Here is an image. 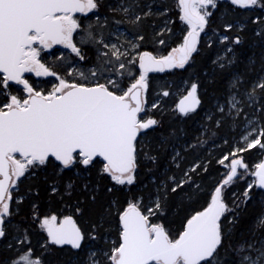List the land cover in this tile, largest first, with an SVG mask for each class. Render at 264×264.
Masks as SVG:
<instances>
[{"label":"snow or ice","instance_id":"snow-or-ice-1","mask_svg":"<svg viewBox=\"0 0 264 264\" xmlns=\"http://www.w3.org/2000/svg\"><path fill=\"white\" fill-rule=\"evenodd\" d=\"M177 2L179 19L188 26V31L177 47L167 55L158 56L151 51H141L143 35L137 34L133 40H127L124 50H121L124 45L106 42V35L99 31L108 24V17L102 18L99 13L104 0H0V241L8 236L6 229L11 217L19 213V205L25 200L24 195H19L18 181L32 178L37 171L49 166L58 175L76 170L81 180L79 190L87 193L84 199L93 204L101 188L99 183L93 185L88 177L98 163L102 165L98 175L111 181L112 186L104 189L109 194L116 186L136 184L142 164L152 165L147 172L152 173L150 179L155 186L147 203L141 195L127 199L124 205L115 199L107 205L102 204L89 231L81 229L74 215L41 217L37 205L33 204L31 218L46 233V239L40 244L43 252L36 254L27 228H17L19 234L7 244L14 252L8 264H46L44 256L50 254L51 246L70 245L79 250L87 241L100 240L101 230L113 219H116L117 240L107 251H90L88 264H102L101 256L107 264H264V214L254 222L250 240L233 244L238 215L235 206L230 207L223 197L225 187L234 179L242 178L238 177V168L248 172V166L236 158L238 154L257 146L264 149L261 141L264 126L257 127L259 121L247 119L244 108L240 107L242 103L253 107L259 102L261 107L257 111H264V75L251 84L250 90L244 91L243 100L238 98L243 75H233L224 103L216 105L222 115H244L247 125L252 127L241 138L246 147L237 148L231 154L230 164L225 165L228 155L219 161L229 170L210 194L206 206L187 216L182 230L175 234L163 223L151 220L157 214H165L169 193L176 194L186 185H195L190 172L201 166L185 171L179 180L175 175L159 179L154 174L160 167L159 156L153 154L149 134L156 132L162 121L144 118L146 108L142 93L149 87V73L185 69L193 54L199 51L202 33L208 37L209 48L213 45L212 37L221 46L213 64L221 70H230L237 62L235 47L244 43L241 35L230 33L234 29L243 32L247 26V21L225 22L222 31L213 29L209 37L206 28L213 15L209 8L217 9L220 0ZM224 2L241 10L264 11V0ZM153 8V3H141V0H115L108 5L109 13L130 17L128 23L136 27L146 18L165 16L168 12L167 8L162 11H153ZM82 18L90 22L84 24ZM249 19L256 26L255 35L264 39V16ZM112 23L120 31L119 26L124 21L113 20ZM167 23L170 21H165ZM164 31L171 32V29L166 27L157 35ZM74 34L79 37L77 41H74ZM159 44H165L164 39H160ZM55 46H63L74 57L59 49L50 51ZM86 47L94 48L95 59L90 67L81 68L77 65L90 59L83 51ZM48 55L67 65L65 75L52 70L46 61ZM252 64L254 61H250L249 71H252ZM134 69L138 76L133 74ZM125 77L134 80L126 89L122 87ZM36 78H54L56 82L45 88ZM198 87L197 83H192L180 99L175 109L179 114L188 116L196 112L201 104ZM161 95L167 97L170 92L163 90ZM151 107L158 108L159 102ZM207 119L212 120L213 116ZM215 124L219 127L221 121L215 120ZM254 134L255 138L250 139ZM173 135L169 133V137ZM166 142L161 137L156 151ZM179 158L180 152L176 151L172 161L177 168L180 167ZM255 169L251 175L256 179L243 193L245 203L254 186L264 189V162L256 164ZM49 187L52 194L70 199L77 191V181L64 182L63 193L56 182ZM195 187L199 190V185ZM13 192H17L15 198ZM82 203L84 200H78L73 206L77 216L83 214Z\"/></svg>","mask_w":264,"mask_h":264},{"label":"trees","instance_id":"trees-1","mask_svg":"<svg viewBox=\"0 0 264 264\" xmlns=\"http://www.w3.org/2000/svg\"><path fill=\"white\" fill-rule=\"evenodd\" d=\"M145 2L154 4L153 11H162L163 8H167L168 12L165 16L154 15L146 18L140 27H136L128 23L130 17L123 14L113 15L109 13L108 5L114 4L115 0H104V6L99 9V13L102 18L104 16L108 17V24L99 31L106 35V42L116 43L118 46L124 45L121 50L127 47L125 43L127 40H133L137 34L143 35L145 40L141 51H151L158 56L167 55L172 48L177 47L182 42L187 32V25L179 19L178 2L177 0H141V3ZM161 5L163 7H157ZM143 10L146 11L147 9L144 8ZM209 10L213 12L206 28L209 37L212 36L213 29L222 31V25L225 22L247 21V26L243 32L234 29L230 33L233 36L241 35L244 40L243 44L235 47L236 64L230 70H221L213 64L212 61L216 58L217 53L221 51V46L215 42V37H212L213 45L209 48L207 45L208 37L202 34L198 45L199 51L193 54L189 65H186L183 70L176 69L164 73H149V87L145 92L146 114H144V118L153 117L162 121V126L158 127L156 132L149 134L153 144V154L159 156L160 167L154 174L159 179H166L167 176L175 175L179 180L183 178L185 171L196 165L201 166L195 172H190L195 185H199V190L196 189L195 185H186L183 190L178 191L176 194L169 193L168 204L164 209L165 214H157L154 218H151L153 223H163L171 234L182 230V224L187 216L206 206L210 194L225 178L229 170L225 165L230 164L233 158L231 154L237 148L246 147L241 141L247 124L245 116L236 117L235 113L232 116L222 115L216 108L218 103H224L225 97L228 95L227 89L230 79L236 74L243 75L244 83L238 90V98L243 100L244 91L250 90L251 84L259 76L264 75V71H261L264 67V39L255 35L254 29L256 26L249 19V17L257 15L264 16V11L259 9L247 11L233 8L224 0H220L217 9ZM92 19L94 20V17ZM113 20L124 21L119 26L120 31L116 30L117 26L112 23ZM165 21H170V23L166 25ZM82 22L87 24L90 20L82 18ZM166 27L170 28L171 32L164 31L158 36L157 33H161V30ZM78 39L79 37L74 34V41ZM160 39H164L165 44H159ZM56 49L74 57V54H70L63 47H55L50 51ZM83 51L90 59L86 62H80L77 66L87 68L91 66L95 59V50L92 47H86ZM59 54L60 52L57 51L56 55ZM46 61L52 67V70L61 76L65 75L64 68L67 65L63 61H57L53 55H48ZM250 61H254V64L251 65L252 71L248 70ZM133 74L138 76L139 73L134 69ZM36 79H39L41 86L45 88H50L51 84L56 82L54 78ZM132 82L134 80L125 77L122 81V87L126 89ZM192 83L199 85L198 96L201 104L196 112L183 116L175 110L176 105L178 100L190 89ZM163 90H168L170 95L163 97L161 95ZM157 102H159V107L153 109L151 106ZM240 107L244 108L247 119L254 122L259 121L258 127L264 126V111H257V108L261 107V103L258 102L253 107L242 103ZM209 115L213 116L212 120L207 119ZM215 120L221 121L219 127L216 126ZM170 132L174 133L171 137H169ZM161 137L165 138L167 142L157 152L156 146L159 144ZM261 141L264 143V137L261 138ZM176 151L180 152V158L177 161L180 165L179 168L176 167V162L172 161V156L175 155ZM225 155L229 156V160L225 161V165H221L219 161ZM236 158L242 159L243 163L248 166V172L238 175L242 178L234 179L230 185L225 187L223 192L226 203L230 207L235 206V212L238 215L233 244L250 240L254 222L264 214L263 189L254 186L249 191L250 198L246 203L243 197L248 184L255 179L251 173L254 172L255 165L264 158V149L257 146L239 153ZM101 166L98 163L96 168L91 170L88 177L93 185L99 183L101 188L95 204L84 199L88 195L87 193L82 194L80 192L81 180L76 176V170L65 171L58 175L56 170L49 166L46 169L37 171L32 178H21L18 181V192L19 195L25 196V200L23 204L19 205V213L11 217V223L6 229L8 236L0 241V264H8L9 258L14 254L12 250L7 248V244L12 242L13 237L19 234L16 231L17 228L21 230L27 228L36 254L40 255L43 252L40 244L46 239V233L39 229L38 222L33 221L31 218L33 204L37 205L36 210L41 217L52 214H56L58 218H62L64 215H74L81 229L89 231L90 225L97 218L101 205H107L110 200H118L121 205H124L127 199L142 195L145 197V202H148V195L153 192L155 187L150 179L152 173L147 172V168L152 167L151 164L141 165L137 173L136 184L123 187L116 186L111 194L104 190L106 187L112 186L109 178L98 175V169ZM69 179L77 181V191L70 199L68 197L61 199L59 195L51 193L49 187L51 183L56 182L61 193H63V184ZM16 195L17 192H13L14 198ZM78 200H84V203L80 205L83 208V214L77 216L72 209ZM12 206L15 207L16 205L13 204ZM101 235L100 240L87 241L79 250L72 249L70 245L51 246L50 254L44 256L46 264H88L90 251H107L112 242L117 240L116 219H113L110 225H105V229L101 230ZM100 259L102 264H107L102 256Z\"/></svg>","mask_w":264,"mask_h":264},{"label":"rangeland","instance_id":"rangeland-1","mask_svg":"<svg viewBox=\"0 0 264 264\" xmlns=\"http://www.w3.org/2000/svg\"><path fill=\"white\" fill-rule=\"evenodd\" d=\"M209 9H211V8H209ZM187 31H188V26H187ZM257 126V125H256ZM251 127H252V125H245V129H244V131H243V134H242V137L246 134V130H251ZM258 127V126H257ZM241 137V138H242ZM255 138V134L252 136V137H250V139H254ZM241 141L246 145V143L241 139ZM17 158H19V156H17ZM241 173H244V170L243 169H240V168H238V175H241ZM255 180V179H254Z\"/></svg>","mask_w":264,"mask_h":264},{"label":"water","instance_id":"water-1","mask_svg":"<svg viewBox=\"0 0 264 264\" xmlns=\"http://www.w3.org/2000/svg\"><path fill=\"white\" fill-rule=\"evenodd\" d=\"M55 47H63V46H55ZM186 94H187V92H186L184 95H186ZM142 95H143L144 103H145V92L142 93ZM184 95H183V96H184ZM183 96H182V97H183ZM182 97H181L180 99H182ZM180 99H179V101H180ZM179 101H178V103H179ZM178 103H177V104H178ZM261 162H264V158L260 161V163H261ZM255 170H256V169H255ZM255 170H254V171H255ZM255 179H256V178H255ZM260 189H261V188H260ZM263 190H264V189H263Z\"/></svg>","mask_w":264,"mask_h":264},{"label":"flooded vegetation","instance_id":"flooded-vegetation-1","mask_svg":"<svg viewBox=\"0 0 264 264\" xmlns=\"http://www.w3.org/2000/svg\"><path fill=\"white\" fill-rule=\"evenodd\" d=\"M186 33H187V32H186ZM202 34H203V33H202ZM202 34H201V35H202ZM185 35H186V34H185ZM197 94H198V92H197Z\"/></svg>","mask_w":264,"mask_h":264},{"label":"bare ground","instance_id":"bare-ground-1","mask_svg":"<svg viewBox=\"0 0 264 264\" xmlns=\"http://www.w3.org/2000/svg\"><path fill=\"white\" fill-rule=\"evenodd\" d=\"M179 101V100H178Z\"/></svg>","mask_w":264,"mask_h":264}]
</instances>
